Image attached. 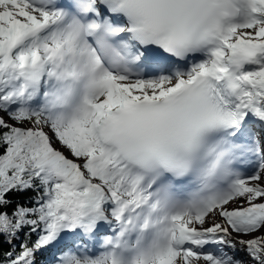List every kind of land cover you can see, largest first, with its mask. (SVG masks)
Instances as JSON below:
<instances>
[{
	"label": "snow or ice",
	"instance_id": "obj_1",
	"mask_svg": "<svg viewBox=\"0 0 264 264\" xmlns=\"http://www.w3.org/2000/svg\"><path fill=\"white\" fill-rule=\"evenodd\" d=\"M0 264H264V0H0Z\"/></svg>",
	"mask_w": 264,
	"mask_h": 264
},
{
	"label": "trees",
	"instance_id": "obj_2",
	"mask_svg": "<svg viewBox=\"0 0 264 264\" xmlns=\"http://www.w3.org/2000/svg\"><path fill=\"white\" fill-rule=\"evenodd\" d=\"M5 250H7V246H5Z\"/></svg>",
	"mask_w": 264,
	"mask_h": 264
}]
</instances>
